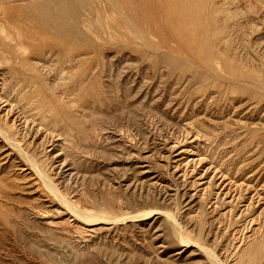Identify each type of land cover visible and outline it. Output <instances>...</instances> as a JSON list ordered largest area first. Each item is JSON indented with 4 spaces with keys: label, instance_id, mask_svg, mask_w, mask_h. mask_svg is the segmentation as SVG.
<instances>
[{
    "label": "rangeland",
    "instance_id": "374dc122",
    "mask_svg": "<svg viewBox=\"0 0 264 264\" xmlns=\"http://www.w3.org/2000/svg\"><path fill=\"white\" fill-rule=\"evenodd\" d=\"M0 264H264V0L0 2Z\"/></svg>",
    "mask_w": 264,
    "mask_h": 264
},
{
    "label": "bare ground",
    "instance_id": "6f19581e",
    "mask_svg": "<svg viewBox=\"0 0 264 264\" xmlns=\"http://www.w3.org/2000/svg\"><path fill=\"white\" fill-rule=\"evenodd\" d=\"M5 0H0L1 3H3Z\"/></svg>",
    "mask_w": 264,
    "mask_h": 264
}]
</instances>
